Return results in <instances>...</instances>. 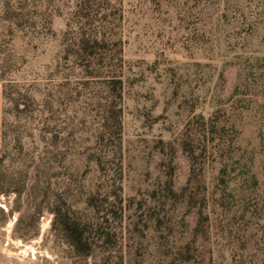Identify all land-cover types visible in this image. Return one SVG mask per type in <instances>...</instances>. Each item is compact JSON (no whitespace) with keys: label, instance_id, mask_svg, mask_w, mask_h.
Returning <instances> with one entry per match:
<instances>
[{"label":"rangeland","instance_id":"obj_1","mask_svg":"<svg viewBox=\"0 0 264 264\" xmlns=\"http://www.w3.org/2000/svg\"><path fill=\"white\" fill-rule=\"evenodd\" d=\"M113 3L81 18L55 0L30 30L0 4V264H264V0ZM84 33L106 48L82 60ZM217 110L235 137L228 173L202 156L196 198L167 199V173L177 192L191 175L184 133H204L190 120ZM54 207L103 222L90 256Z\"/></svg>","mask_w":264,"mask_h":264},{"label":"trees","instance_id":"obj_2","mask_svg":"<svg viewBox=\"0 0 264 264\" xmlns=\"http://www.w3.org/2000/svg\"><path fill=\"white\" fill-rule=\"evenodd\" d=\"M54 1L55 0H0L2 10L1 18L4 22L9 23V25L15 26L21 30L34 29L39 20L48 18L49 8L47 4L51 5L54 3ZM75 2V14L78 17L84 18L91 15V11L94 10L95 6H100L101 4L105 3L106 7H108V4L113 5V2H116V0H75ZM85 35L86 33H84V35H82L78 41L76 50L78 58L82 60L88 56L95 54L98 55L100 54L99 52L105 50L106 48L104 45L106 44L104 38L100 40L97 35L94 37ZM111 83L113 89L119 92L122 87V79L113 78ZM4 93L8 96V92H6L5 89ZM221 124V111L219 110L215 111L208 118L200 114L196 115L192 120H190L188 128L193 125V129H195V131L204 133H191L192 129L190 128L187 133H184L185 137L182 140V147L192 160L191 175L188 179L187 185L181 191L177 192L173 186V169H171L167 173L168 177L165 181L166 184L164 188L166 191L165 197L167 199H189V202H192V200L196 198L200 183L199 176L201 175L203 169V167H200L199 169L196 168V163L202 156H207L208 158L216 155V157L223 164L221 173H228V169L226 168V159L228 160L231 157L234 143L233 141L235 140V137L233 133H226L228 130L225 129L224 124ZM201 134L204 136L202 139L200 136ZM197 148H200V153L196 152ZM111 186L113 189H110L106 192L105 198L109 200V198H111L112 194L114 193L116 199L110 202L113 203L114 206L112 209L114 216L118 217L119 214L122 215L123 203L122 195L117 190H121L122 187L121 185L116 187L115 183ZM228 187L229 182L227 183L225 178H223L218 186V188H221L223 191V196L227 192L228 194H231V192L228 190ZM208 194H211L212 196V192H208ZM97 195L98 194L95 193L91 194L87 200V204L94 211L100 212L101 202H98ZM51 210L55 214V222H60L61 230L68 243L79 255L90 256L94 250V239L91 236L90 228L97 227L99 229V227L103 225V222H101L100 219H97L96 223L89 220L82 221L81 219H73L66 209H63L62 207H54ZM107 240H109L108 237Z\"/></svg>","mask_w":264,"mask_h":264}]
</instances>
